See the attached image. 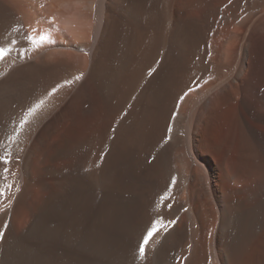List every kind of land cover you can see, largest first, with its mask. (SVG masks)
Wrapping results in <instances>:
<instances>
[{"label": "bare ground", "instance_id": "6f19581e", "mask_svg": "<svg viewBox=\"0 0 264 264\" xmlns=\"http://www.w3.org/2000/svg\"><path fill=\"white\" fill-rule=\"evenodd\" d=\"M159 1L0 0V264H264L249 40Z\"/></svg>", "mask_w": 264, "mask_h": 264}, {"label": "rangeland", "instance_id": "374dc122", "mask_svg": "<svg viewBox=\"0 0 264 264\" xmlns=\"http://www.w3.org/2000/svg\"><path fill=\"white\" fill-rule=\"evenodd\" d=\"M164 1L165 0H160L159 1V4H158V11H160L163 7H162V5L163 4H165L164 3ZM174 1L175 0H170V4H171V6H170V10L171 11H174V4H176V5H178V3H179V1H181L180 3H179V5H182L183 4V2L185 1H182V0H176L175 2H177V3H174ZM197 1V2H196ZM216 1H217V4H216ZM245 1V2H244ZM255 1V2H254ZM186 2V3H185ZM184 2V4L185 5H187V3H188V6H190L191 5V7L190 8H192V10H193V7L194 6H197L196 8L194 7V10L196 9H198L197 10V12L195 13L194 11V14L193 15H197L198 16V11H199V17H201L202 19H205L206 17H203L205 14L204 13H206V14H208L210 11L211 12H213L212 14L214 15L215 13H216V11H217V9L219 8V13L218 14H216V21H215V24H214V27H213V31L215 32V30H216V32H215V34H217L218 35V33H219V35H221V33L223 32V31H225L226 32V34H224L223 33V35H226V36H223V35H221L220 36V38H219V35L217 36V35H215V34H213L214 35V37L212 36V40L214 41V42H212V40H211V43H210V45H211V47L212 48H216V49H218L220 52H216L217 54V56L215 55V52L213 53V56L212 57H214V59L213 60H215V58H217L218 60H215L216 62H218V64H220V63H222V64H229L231 61V59L233 58V61L232 62H235V60L237 59V54L236 55H234L235 53H238V50H239V48H241V45L244 43V39H246V40H249L248 41V55L246 56L247 58H249V59H247V58H245V62H244V65H243V68H242V71L243 70H245V71H243L242 72V74H241V76H240V78L238 79V81L240 80V82H239V84H241V85H244V84H246V82L247 81H249V80H254V82L256 83V86H257V91L259 92V93H261V92H264V27H262L263 26V24H264V21H262V20H264V0H187V1H185ZM239 2V3H238ZM222 5H221V4ZM226 3V6L224 5ZM229 3V4H228ZM203 4V5H202ZM205 5V6H204ZM219 5V6H218ZM256 5V6H255ZM201 7V8H200ZM205 7H207V8H205ZM211 7H213V8H211ZM218 7V8H217ZM256 7V8H255ZM205 8V9H204ZM210 8V10H208ZM216 8V9H215ZM201 9H203L204 11H202ZM225 9V10H224ZM247 9V10H246ZM253 9V10H252ZM208 11V13L206 12V11ZM250 10V11H249ZM162 11V10H161ZM160 11V12H161ZM166 10L164 9L163 10V13H161L162 15V17L161 16H159L160 17V19H162V20H160L159 19V17H158V20H159V22H160V29H162V31H163V29H164V27H165V23H166V12H165ZM200 12H201V15H200ZM210 12V13H211ZM215 12V13H214ZM243 13V14H242ZM165 14V15H164ZM172 14H173V12H172ZM203 14V15H202ZM248 14V15H247ZM228 15V16H227ZM244 17H243V16ZM251 16V18L250 17H247V16ZM206 16V15H205ZM215 16V15H214ZM223 16H225L224 18H223ZM245 17H247L248 19L250 18V22H249V24H247L246 26H244L245 25V23H243L244 22V19H245ZM258 18H260V19H258ZM262 18V19H261ZM219 19V20H218ZM228 19V20H227ZM238 19V20H237ZM241 19H243L242 20V22H241ZM223 20V21H222ZM227 20V21H226ZM258 20V21H257ZM237 21V22H236ZM262 21L263 22V24H261L260 22ZM232 22V23H231ZM234 22V23H233ZM256 22V23H255ZM258 22L261 24V26H259L258 25ZM224 23V25H221V24H223ZM230 23V24H229ZM254 23H255V26H254ZM229 24V25H228ZM242 24V25H241ZM256 24H257V26H256ZM218 25V26H217ZM222 26V28H221V26ZM227 25H228V27H227ZM233 25V26H232ZM226 26V27H225ZM249 26V27H248ZM253 26H254V28H253ZM225 29H224V28ZM236 27V28H235ZM242 27V28H241ZM215 28V29H214ZM219 28V29H218ZM218 29V30H217ZM222 29V30H221ZM230 29V30H229ZM237 29H239L238 31H237ZM257 30V31H255V30ZM259 29H261V30H259ZM221 30V31H220ZM230 32H229V31ZM250 30H253V31H250ZM231 31H233V32H231ZM237 32H239L238 33V38L236 37L237 35H236V33ZM249 32V33H248ZM253 32H254V36H253ZM248 34L250 35V37L248 36ZM227 35H228V37H227ZM230 35V36H229ZM256 35V36H255ZM234 36H235V40H233V38H234ZM254 38V39H252V37ZM224 37H226V38H224ZM246 37V38H245ZM259 37V38H258ZM217 38V39H216ZM218 38H219V40H218ZM222 38V39H221ZM224 38V39H223ZM241 38V39H240ZM236 39H238V40H236ZM225 40V41H224ZM231 40H233V42H237V43H234V45L231 43ZM254 40V41H253ZM258 40V41H257ZM226 41H227V43H226ZM258 42V43H254V42ZM223 42V44H224V42H225V44H224V46H223V44H221ZM253 42V43H252ZM217 44V46L216 45H214V44ZM262 43V44H261ZM221 44V45H220ZM227 44V45H226ZM258 44V45H257ZM212 45H214V46H212ZM218 45H219V48H217L218 47ZM228 45H233V46H228ZM262 45V46H261ZM223 46V47H222ZM228 46V47H227ZM221 47H222V50H223V48L224 47H227V49L229 48H232L234 51H232V50H230V51H232V52H229V51H227V52H229V58L227 57L226 59H229V61H227V62H229V63H225V61H226V59L224 60V59H222L223 57H225L228 53H226L225 51L226 50H224V51H222L221 52ZM225 49V48H224ZM228 49V50H229ZM253 49H255V50H253ZM215 50V49H214ZM217 50V51H218ZM224 52V54H221V53H223ZM235 52V53H234ZM230 53H232V56L230 55ZM234 53V54H233ZM220 54V55H219ZM222 55H224L223 57H222ZM249 56V57H248ZM219 57H221V58H219ZM230 57H232V58H230ZM255 58V59H254ZM235 59V60H234ZM223 61H224V63H223ZM232 64V63H231ZM254 64V65H253ZM262 69H263V71H262ZM255 72V73H254ZM250 74V75H249ZM253 74V75H252ZM251 78V79H250ZM257 78H258V80H257ZM245 80H246V82H245ZM202 81V82H201ZM210 81V79L208 78V79H203V80H200V81H198V85H200L199 86V88H201V85H202V88L204 87H206L207 86V84H208V82ZM243 81H244V83H243ZM262 81V82H261ZM206 84H205V83ZM200 83V84H199ZM262 83V84H261ZM205 84V85H204ZM258 85H260V86H258ZM201 88V89H202ZM260 88V89H259ZM189 90V91H188ZM197 90V88L196 87H189L188 89H186V91H185V93L188 95V97H194L193 95H196V91ZM261 91V92H260ZM192 93H195V94H192ZM192 95V96H191ZM216 94H211L210 96H209V98H212V97H214ZM180 106H181V109H180ZM179 107V108H178ZM177 107V109L175 110L176 111V113L177 114H179L180 113V111L181 112H183L184 111V107H183V105L182 104H180L179 106ZM179 109H180V111H179Z\"/></svg>", "mask_w": 264, "mask_h": 264}, {"label": "snow or ice", "instance_id": "6c2138e0", "mask_svg": "<svg viewBox=\"0 0 264 264\" xmlns=\"http://www.w3.org/2000/svg\"><path fill=\"white\" fill-rule=\"evenodd\" d=\"M7 52H8V49L6 47L0 46V59H3L7 55ZM37 107H39V105H37ZM9 139H11V137H9ZM0 161H2L5 165L8 164L10 161V153L7 151L6 147H5L4 153L0 154ZM8 172H9V169L7 167L3 168V173H8ZM5 180H6V177H5ZM5 186L9 189L12 187L11 185H7V184ZM0 195H3L2 191H0ZM154 231H156V229H152V231L148 233V236H151ZM147 243H148V237H145L144 243H142L139 246V253H140L141 258H144L145 256V244Z\"/></svg>", "mask_w": 264, "mask_h": 264}]
</instances>
